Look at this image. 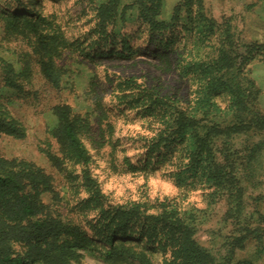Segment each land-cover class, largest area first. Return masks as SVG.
<instances>
[{
    "label": "rangeland",
    "instance_id": "1",
    "mask_svg": "<svg viewBox=\"0 0 264 264\" xmlns=\"http://www.w3.org/2000/svg\"><path fill=\"white\" fill-rule=\"evenodd\" d=\"M107 1L22 0V8L11 12L20 18L27 11L36 12L69 43L53 59L61 80L60 89L55 90L43 75L36 35L8 26L1 14L6 11L5 4L0 0V107L25 129L23 138L0 134V157L27 161L51 177L53 192L43 196L47 211L65 225L80 226L85 232L62 237L68 242V264H139L109 260L107 248L97 241L94 246H78L85 237L93 239L88 222L99 215L101 208L135 203L155 214L161 212L162 204L175 205L191 216L193 239L212 256L214 264H264V241L260 242L264 240V131L255 129L237 136L231 146L216 142L221 164H234L229 169L236 175L239 189L229 184L221 189L200 184L180 187L172 177L179 169L178 155L148 165V143L164 128L162 116H145L141 104H137L139 93L124 83L133 80L166 99L173 110L189 113L198 84L191 76L181 74L179 55L187 50L194 52L195 40L187 49L182 42L168 54L159 51L149 44L150 35L136 21L135 10L123 33L134 36L131 45L136 57H113L110 49L102 51L95 46L99 37L93 32L98 22L96 9ZM134 1L123 0V5ZM182 1L163 0L158 20L169 22ZM203 6L213 22L230 27L233 49L240 53L260 48L261 54L244 67L241 82L255 84L259 92L254 108L264 115V0H203ZM220 44L221 33H217L206 52L212 54ZM11 79L20 89L7 86ZM60 103L70 105L84 119L86 128L81 139L90 154L88 164L66 159L52 135L56 127L53 107ZM218 103L225 108L228 98L220 97ZM258 143L262 150L257 160L247 163L250 148ZM49 155L62 160L60 168L54 166ZM86 175L98 188L101 207L88 202L91 190ZM131 245L139 251L146 248L145 243L132 241ZM148 249L153 264H162V253ZM14 250L20 256L32 255L29 264H51L43 251L24 244L15 245Z\"/></svg>",
    "mask_w": 264,
    "mask_h": 264
},
{
    "label": "trees",
    "instance_id": "2",
    "mask_svg": "<svg viewBox=\"0 0 264 264\" xmlns=\"http://www.w3.org/2000/svg\"><path fill=\"white\" fill-rule=\"evenodd\" d=\"M1 2L6 10L1 14L8 26L36 35L43 75L53 89L59 90L61 80L53 59L59 49L69 43L56 33L52 23L36 12L27 11L21 18L13 16V10L22 8V0ZM162 7L163 0H135L129 5H123V0H108L96 9L98 22L93 32L99 38L95 46H100L102 51L110 49L113 57L127 60L136 57L131 45L134 36L123 33L130 22V13L135 10L136 21L145 26L150 35L149 44L159 51L168 54L182 42L187 49L189 42L195 40V53L187 50L179 55L181 74L191 76L198 84L195 103L189 113L173 110L166 99L133 80L124 83L139 93L137 104H141L140 110L145 116H162L164 128L149 141L146 161L148 165L161 164L168 156L178 155L179 169L172 177L180 187L200 184L221 189L229 184L239 189L236 175L229 169L234 168V164H221L218 157L221 150L216 149V142L223 141L231 146L237 136L248 135L255 129L264 131V115L254 108L259 91L253 82L247 81L248 86L241 82L244 67L261 54L260 48L240 53L233 49L230 27L219 26L208 18L203 0H183L169 22L158 20ZM217 33H221L220 46L212 54L206 52ZM7 86L20 89L13 79L7 81ZM224 96L228 98V105L222 108L218 98ZM53 114L56 127L52 135L65 158L76 164H88L90 154L81 139L86 128L84 119L65 103L55 105ZM0 134L16 138L25 136V129L1 107ZM261 150L260 143L250 148L246 162L256 161ZM228 151L230 154V147ZM49 157L54 166L60 168L62 160L54 155ZM86 185L91 190L88 202L101 207L98 188L87 175ZM52 192V179L42 169L24 160L0 157V264L33 262L32 255L20 256L15 252L17 244L43 251V257L51 264H68V242L62 237L84 235L85 232L80 226H67L49 214L43 196ZM191 219L175 205L167 204L161 205L158 214L149 213L140 203L101 208L99 215L88 222L93 239L85 237L78 246H94L96 241L100 242L107 248L106 257L113 262L133 260L139 264H153L147 254L151 248L162 253V264H214L212 256L193 239ZM132 241L145 243L146 248L139 251L131 245Z\"/></svg>",
    "mask_w": 264,
    "mask_h": 264
}]
</instances>
